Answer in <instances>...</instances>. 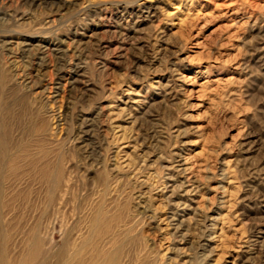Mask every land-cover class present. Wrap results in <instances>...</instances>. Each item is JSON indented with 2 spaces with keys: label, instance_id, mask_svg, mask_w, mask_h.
<instances>
[{
  "label": "rangeland",
  "instance_id": "1",
  "mask_svg": "<svg viewBox=\"0 0 264 264\" xmlns=\"http://www.w3.org/2000/svg\"><path fill=\"white\" fill-rule=\"evenodd\" d=\"M0 162V264H264V0H0Z\"/></svg>",
  "mask_w": 264,
  "mask_h": 264
},
{
  "label": "bare ground",
  "instance_id": "2",
  "mask_svg": "<svg viewBox=\"0 0 264 264\" xmlns=\"http://www.w3.org/2000/svg\"><path fill=\"white\" fill-rule=\"evenodd\" d=\"M127 102V101H126ZM118 104V103H117ZM134 104V103H133ZM124 110V109H123ZM130 113V112H129ZM122 117V116H121ZM118 124V123H117ZM115 125V124H114ZM116 139L118 138L119 142L120 143V146L121 147V156H120V159L121 161H129V151L131 149V145L128 144V142L125 141V136H126V132H127V127L125 126H122V125H117L116 127ZM115 132V131H114ZM116 144V143H115ZM1 164V162H0ZM129 164V163H128ZM177 172L178 174H180L181 176L186 173V171L188 170V167L186 166V163L185 162H179L177 164ZM55 173H50V172H47L46 173V177L48 179H50L51 181H55L56 180V176L54 175ZM177 174V175H178ZM60 175V174H59ZM189 186L192 187V185H185L183 186L185 190H183L182 192H184L183 194H181L180 196L183 198V197H186L190 194H192L193 190L191 188H189ZM181 198V199H182ZM185 202V201H184ZM192 206V205H191ZM182 210V209H180ZM173 221H175V223L173 224V226L175 227L176 226V230L180 229L179 226H180V221L177 219V218H173ZM178 225V226H177ZM184 232V231H183ZM30 247H29V253H30V256L32 255L33 251L39 247V243H40V239H39V232L38 231H34L33 235L30 236ZM39 250V249H38ZM41 250V249H40ZM29 259V258H27ZM25 260V259H24ZM27 261H24L23 264H27ZM1 263V261H0Z\"/></svg>",
  "mask_w": 264,
  "mask_h": 264
}]
</instances>
